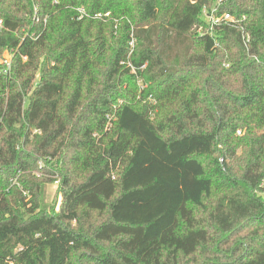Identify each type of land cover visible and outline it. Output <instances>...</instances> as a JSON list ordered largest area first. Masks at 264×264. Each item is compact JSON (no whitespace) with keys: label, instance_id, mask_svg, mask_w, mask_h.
Instances as JSON below:
<instances>
[{"label":"trees","instance_id":"16d2710c","mask_svg":"<svg viewBox=\"0 0 264 264\" xmlns=\"http://www.w3.org/2000/svg\"><path fill=\"white\" fill-rule=\"evenodd\" d=\"M218 1L0 0V264H264V0Z\"/></svg>","mask_w":264,"mask_h":264},{"label":"built area","instance_id":"2783aa9c","mask_svg":"<svg viewBox=\"0 0 264 264\" xmlns=\"http://www.w3.org/2000/svg\"><path fill=\"white\" fill-rule=\"evenodd\" d=\"M222 2V0L218 1V4H220ZM204 18L206 20V22L210 25L211 28L220 25L222 22H229V23H236L237 19L235 18L234 15H232L229 12H223V13H219L218 11V6H214L211 9H204ZM201 33V29L199 30ZM249 38V37H248ZM134 43H135V38H132L130 41V47H131V52L132 53L134 51ZM4 64L6 65V71L10 68V60L7 58L3 59ZM147 63L143 64L142 66H140L139 70H142L144 68H146ZM135 68V66H132V71L137 75H139V71ZM137 80L140 84V86L142 88H144L146 86V83L144 82L143 77L141 76H137ZM147 100H149V102L152 105H156L157 104V100L155 99V97L153 96V94H149L146 98ZM153 111V109L151 110V112Z\"/></svg>","mask_w":264,"mask_h":264},{"label":"rangeland","instance_id":"374dc122","mask_svg":"<svg viewBox=\"0 0 264 264\" xmlns=\"http://www.w3.org/2000/svg\"><path fill=\"white\" fill-rule=\"evenodd\" d=\"M135 45V43H134ZM5 58L9 59L10 60V53L9 51H6L5 52ZM145 70L142 69L141 70V73L137 76H141L143 77L142 73L143 71ZM144 79V77H143ZM144 82L146 83L147 81L144 79ZM137 84H138V87H139V90H138V96L144 98H147V92L146 90L148 89V83H146V86L144 88H142L137 80ZM157 111V110H156ZM109 129L110 127H112L111 124H108L106 125ZM40 176V175H39ZM42 176H46V177H53L51 174H44ZM52 179H55L54 182H49L46 184V191H45V196H46V201L52 206L54 207L55 209H58L59 206H60V203H61V200H62V194L61 192L58 190L59 189V186H60V180L57 179V177H53Z\"/></svg>","mask_w":264,"mask_h":264}]
</instances>
